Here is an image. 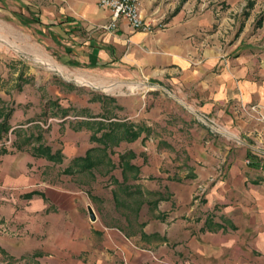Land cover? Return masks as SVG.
Returning <instances> with one entry per match:
<instances>
[{
    "label": "crops",
    "instance_id": "crops-1",
    "mask_svg": "<svg viewBox=\"0 0 264 264\" xmlns=\"http://www.w3.org/2000/svg\"><path fill=\"white\" fill-rule=\"evenodd\" d=\"M19 1L32 17L25 22L13 9L16 26L47 28L65 49L61 59L114 69L143 94L111 99L114 115L71 123L61 94L14 90L2 78L0 217L27 228L29 250L45 264H245L238 218L254 210L235 203L262 206L246 184L264 177V125L243 109L258 105L264 113V30L251 32L254 19L242 24L238 14L241 29L226 34L228 11L237 12L240 0H141L151 32L125 18L116 31L103 28L112 12L99 0H75L57 19ZM202 117L237 142L210 134ZM245 134L252 144L240 140ZM35 143L63 159L37 156ZM203 182L210 186L194 200ZM257 244L264 248V235Z\"/></svg>",
    "mask_w": 264,
    "mask_h": 264
},
{
    "label": "rangeland",
    "instance_id": "rangeland-1",
    "mask_svg": "<svg viewBox=\"0 0 264 264\" xmlns=\"http://www.w3.org/2000/svg\"><path fill=\"white\" fill-rule=\"evenodd\" d=\"M8 1L4 7L0 6V80L4 78L7 81V85H12L10 87L14 90H25L34 93H48V88L50 87V91L55 92V94H61L62 99H68L69 116H71L68 120L71 123L72 121H81L83 117L97 114L102 118L114 115L115 106L113 107L111 100L113 98L123 103L125 99H132L133 97L138 99L141 97L143 94L141 89L133 90L128 86L131 84H139L128 82L129 79L124 78L114 69H109L108 67H92L84 63L71 64L68 60L61 59L60 56L65 53V49L61 44L56 45L50 40L51 38L47 28H42L36 23H30L32 31L28 32L14 24L10 19L11 12L14 10L20 14V17L25 22L32 17V14L27 8L22 6L19 0ZM17 1H19V4ZM29 1L32 3V8L43 19L54 17L57 19L60 17L63 8L72 11L78 3L75 0ZM178 1L180 2L181 0ZM221 3L227 6L225 4L226 1ZM99 4L102 6L101 2ZM224 6H220L221 11L224 10ZM237 7L239 9L237 11L238 13L234 10H231L232 12L228 11L229 15L227 19L229 26L226 34H231V37L238 34V28L241 29L239 22L237 23L235 19V15L238 14L244 18V20H241L243 21L242 24L244 22L246 23L249 19H254L249 28L251 32L258 33L260 30H264V0H240ZM42 58L50 59L54 64V68L47 66ZM93 80L117 81L125 83L126 85L116 92H108L102 87L94 85ZM93 98L96 100H93ZM83 104H87V107H83ZM248 109H243V111ZM59 113L60 110L56 109L52 111L51 115L53 116V114ZM118 114L123 116L119 111ZM262 114L264 116L263 112ZM248 116L264 125V118H260V114L249 109ZM202 118L206 124L213 126V132L210 134L216 138L222 137L232 143L237 142L233 137L234 135L224 129L222 125L213 120H209V117ZM203 121L199 123L204 124ZM55 122L52 121V123ZM104 122L106 123V121ZM43 126L47 127V123L44 122ZM44 129L45 131L47 130L46 128ZM250 138L245 134L240 140L252 144ZM253 141L256 143L255 140ZM205 144H208V141ZM38 145L35 143V146H32V150ZM44 145L49 146L53 152L49 144ZM56 152L61 153L60 151ZM33 153L35 152L33 151ZM99 154L101 159L104 157L103 161L105 163L103 165L107 166V160L103 151L99 152ZM36 155L40 156L38 154ZM60 155L63 156L62 153ZM83 159L84 157L78 158L79 161ZM221 165L223 163L219 166ZM211 180L210 178L208 183H211ZM208 183H198L193 193L194 200L200 188L206 192L210 186ZM246 186L248 190L253 187L257 191L262 206L260 208H254V204L251 206V204L245 201V198L235 203V205L242 203L244 207H253L254 210L253 213L244 211L238 218V223H243L240 231H242V235L246 239L243 254L244 263L264 264V248L257 244L259 238L264 235V177L257 176L256 179H250ZM202 197L201 199L203 200ZM193 203L195 202L193 201ZM252 215H255L253 217L255 221L251 222ZM27 232V228H15L11 223H7L0 217V264H45V257L41 252L29 250V243L26 240ZM261 244H263L262 241ZM250 257L254 258V260L252 261Z\"/></svg>",
    "mask_w": 264,
    "mask_h": 264
},
{
    "label": "built area",
    "instance_id": "built-area-1",
    "mask_svg": "<svg viewBox=\"0 0 264 264\" xmlns=\"http://www.w3.org/2000/svg\"><path fill=\"white\" fill-rule=\"evenodd\" d=\"M100 2L102 6L110 8L112 11L111 22L103 28L116 31L118 29L119 19L125 18L135 30L145 32L154 30L152 23L147 21L141 14V0H101ZM249 109L260 114V118H264L260 110L261 108L258 105H253ZM251 160L249 158L247 162L250 163ZM196 194L195 200H199L204 194V190L200 188Z\"/></svg>",
    "mask_w": 264,
    "mask_h": 264
},
{
    "label": "bare ground",
    "instance_id": "bare-ground-1",
    "mask_svg": "<svg viewBox=\"0 0 264 264\" xmlns=\"http://www.w3.org/2000/svg\"><path fill=\"white\" fill-rule=\"evenodd\" d=\"M43 62L49 66L54 68V64L50 59L42 58ZM94 85L102 87L105 91L108 92H116L117 90H120L122 87H124L126 84L122 82L117 81H97L93 80ZM90 83V82H89ZM131 89L135 90L139 88L140 85H128Z\"/></svg>",
    "mask_w": 264,
    "mask_h": 264
},
{
    "label": "trees",
    "instance_id": "trees-1",
    "mask_svg": "<svg viewBox=\"0 0 264 264\" xmlns=\"http://www.w3.org/2000/svg\"><path fill=\"white\" fill-rule=\"evenodd\" d=\"M86 123L90 125L91 121H87ZM42 139H43V135L39 133V135L36 137V140L41 141ZM24 142H27V140ZM33 151L40 156H44L56 162L62 160V156L60 155L61 153L59 152L53 153L51 148L49 146L44 145L43 143H40L37 147L33 149Z\"/></svg>",
    "mask_w": 264,
    "mask_h": 264
},
{
    "label": "water",
    "instance_id": "water-1",
    "mask_svg": "<svg viewBox=\"0 0 264 264\" xmlns=\"http://www.w3.org/2000/svg\"><path fill=\"white\" fill-rule=\"evenodd\" d=\"M89 213H90L91 218L94 220L95 219V214H94L92 208L89 209Z\"/></svg>",
    "mask_w": 264,
    "mask_h": 264
}]
</instances>
